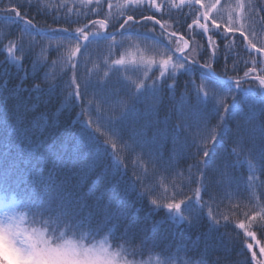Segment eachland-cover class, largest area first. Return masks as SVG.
I'll use <instances>...</instances> for the list:
<instances>
[{
	"label": "trees",
	"instance_id": "1",
	"mask_svg": "<svg viewBox=\"0 0 264 264\" xmlns=\"http://www.w3.org/2000/svg\"><path fill=\"white\" fill-rule=\"evenodd\" d=\"M79 1L19 0V3L24 5L20 9L21 14L27 13L26 18L32 19L34 24L39 23L41 26H50L53 29L62 27L77 30L89 21L107 20L108 32L113 31L111 24L115 23V20H120L121 17L126 18V15L135 14L136 19L140 20L141 10L145 9L144 0H138V6L135 0H102L92 4ZM65 2H68L67 8H65ZM183 2L188 4L184 0ZM130 3L134 11H129ZM157 3L166 7L160 11L143 10L142 15L155 16L162 26L154 22H150L146 28L137 26L138 32L147 31L149 36L142 37L129 33L125 37L117 36L116 40L112 41L104 38L98 25L101 35L93 40L85 58L81 57L83 47L80 52L76 51L77 41L74 38L62 36L41 38L36 37L34 33L30 36L23 31V25L19 28L11 25L4 14L0 13V41L3 42L0 43V194L7 199H16L22 212L29 211L30 208L32 212H35L36 206L44 203L45 197H49L51 185L57 182L59 159L68 163L70 183L77 185L85 192H88L91 186L93 189L91 196L94 199L109 186L111 177L99 180L92 185V181L97 180L96 173L100 169L93 156L78 157L71 152L74 140L69 142V133L79 134L80 128L83 127V123L80 122L83 114L84 120L92 121L93 129H99L98 135L103 136L104 147L110 148L108 141L111 139L115 142V138L104 135L106 128L102 125L106 124L108 117H119L126 113L129 107H134L135 118L129 121V127L135 129L138 137L143 141L161 142V155L170 158V163L174 166L173 175L167 177L162 173L149 180L152 168L147 157L138 156L137 153L129 155V152L120 144L116 149H111L105 154V167L110 166L115 169L119 166L122 179L128 182L130 192L139 189L140 195L148 193L147 204L139 213L140 227L148 230L150 234L165 233L170 239L166 241L167 247L164 252L160 249H149L140 254H133L134 249L140 248L139 241L131 246L124 244L123 241L116 245L108 232L96 237V240L105 239L113 250L120 252L128 260L155 258L163 264H201L200 249L203 247L201 235L210 233L211 219L205 218L198 225L190 226L191 216L184 205H181L180 209L166 207L167 203L172 202L171 193L175 191L172 188L173 183L189 196H192L193 191L200 187L199 183H190L191 175L196 174L197 169L193 167L194 161L187 158V153L196 149L189 148V142H186L184 135H175L171 131V124L175 123L179 132L181 124L179 114L182 111L186 113L187 106L194 101L196 83L187 85L189 76H180L179 71H176L173 73L176 79L168 80L165 87V78L157 71V67L167 58L164 55L167 45L171 44L173 49L179 47L174 37L169 40L166 33L170 32L182 35L190 41L191 47L185 52L190 60L196 58L200 65L211 62L221 76H224L226 72L227 79L232 80H223L224 86L235 88L237 82L241 83L242 89L233 92L228 101V103H231L233 99L237 101L238 114L226 125L229 133L225 136L224 143H213L212 147L216 148L218 154L221 151L226 154V159L232 165L233 176L241 181L242 195L232 201L234 206L240 205V208L233 214L243 219V213L249 211L253 203L264 207V174L260 171L258 158H254L247 151L242 152L236 144L229 143L237 125H242L247 132L251 121L254 128V141L259 147L260 134L264 130V92L258 85V77H264V64H255L254 57L257 56L250 47L247 48L248 40L255 43L258 48L264 46V20H262L264 12L259 7H255L253 13V7L257 3H264V0H237L236 3L241 5L237 6L240 11L239 19H233L237 10L229 13L232 17L221 14L216 18L219 24H225L227 19L228 26L234 24L239 27V32L235 35L226 34L227 38L215 35V30L211 29V26L208 31L203 32V35L199 34L202 30L198 26L193 25L190 29L188 26L192 25L193 19L190 15L191 9L186 7L177 9L176 5L181 4V0H157ZM37 4H39L40 13L36 10ZM59 6L73 11L72 14L75 16L68 15V17L73 20L79 19L80 22L53 23V13L57 20L68 13ZM221 6L225 5L221 4ZM45 9L47 15H42ZM199 14L200 12L196 13V18ZM10 30L14 31L17 37L21 35L24 37L25 46L35 40L42 42V48H36L31 59H24V53L17 52L15 49L9 51L5 34ZM89 30L95 31L91 27ZM116 30H119L118 26ZM241 33L247 37L244 41L240 40ZM208 37L215 41L218 50L224 49L228 54L218 51L217 59L202 58L200 51L207 48L211 53L213 47L208 43ZM49 41H51V47ZM118 44L121 45L119 48ZM58 46L59 51H55ZM137 51L140 52L136 53ZM142 51L146 53H143L140 58L138 55ZM168 55L173 57L171 61L173 62L179 53L173 55L172 52H168ZM86 59H90L91 62L86 63ZM117 60H123V64H116ZM234 61L239 64L236 70H233ZM73 65L76 66L77 82L83 79L85 68L93 81L99 79L104 82L110 76L114 81L119 79L122 83L116 85L117 94L109 96L107 102L94 94L74 99V88H69L65 92L64 87L67 85L61 83L62 77L65 81L68 78L65 73L69 76L74 74L69 72L70 66ZM252 68L256 71L251 76L245 77L244 72ZM117 69L119 72L113 76ZM196 75V73L192 74L191 78L194 81ZM58 84L60 87H57ZM37 86L42 92L36 90ZM145 86L149 89L148 94L136 100L135 96L144 91ZM153 88L157 89L155 93L151 91ZM29 89L32 91L29 92ZM49 97H51L50 101ZM220 123L218 120H213L212 126L215 128ZM185 131L190 132L192 137L197 138L196 142L200 143L198 129L185 128ZM241 138L243 139L244 136ZM209 152L211 155V149ZM228 153L231 155H227ZM205 161L213 172L220 163L202 158V170ZM13 165L21 169L16 174L13 173ZM177 172L179 175L176 174ZM137 180L140 181L139 184L136 183ZM153 189H155L154 193ZM201 196H203L202 192ZM246 197L253 199L250 201ZM153 199L157 200V204L151 203ZM206 200L207 197H203L197 206L202 205ZM134 207H140V205ZM134 207L129 211H134ZM222 210L227 211V209ZM52 221L57 224L54 219ZM115 230V228L112 229L113 232ZM250 230L255 231V229ZM222 231L223 228H221ZM80 235L84 236L86 242L88 241L87 230ZM173 240L183 243L172 247ZM198 241L199 243H196ZM248 243H251L253 247L243 253L231 249L227 252L222 249L212 251L203 264H211L217 257L225 256H229L233 264H246V260H250L251 264H264V252L261 251L264 248V236L259 232L250 239L245 236V247ZM168 249L171 251L169 252Z\"/></svg>",
	"mask_w": 264,
	"mask_h": 264
},
{
	"label": "snow or ice",
	"instance_id": "2",
	"mask_svg": "<svg viewBox=\"0 0 264 264\" xmlns=\"http://www.w3.org/2000/svg\"><path fill=\"white\" fill-rule=\"evenodd\" d=\"M138 6V0H135ZM145 9H155L160 11L166 5L157 3V0H144ZM217 3L205 6L202 0H190V3L184 4L181 0V4L176 5L177 9L186 7L191 9L192 25L188 27L191 29L193 25L198 26L202 31L199 33L203 35L204 31L211 29L215 30V35L227 38L226 34L235 35L239 32V27L236 25L228 26L227 19L225 24L217 23L215 18H212L209 14V9L217 8ZM0 13H3L5 19L11 24L19 28L23 25V31L27 32L30 36L35 34L36 37H72L77 41L76 51L81 52V57L85 58V54L89 52V48L98 36L101 35L99 27H108V21H89L84 27L77 30H70L65 28L53 29L50 26H41L39 23L34 24L32 19H28L27 13L21 14L20 9L24 7L23 4L19 3V0H0ZM241 5H238L240 7ZM36 10L40 13L39 4L35 5ZM111 7V5H109ZM129 11H134L131 3L129 4ZM249 7H253L249 5ZM255 7H259L264 12V3H257L253 7V13ZM67 8V5H65ZM203 9V10H202ZM141 10L140 20L136 19L135 14L126 15L121 17L120 20H115V23L111 24L113 31L103 33L105 39L116 40V37H125L126 34H133L136 36L147 37L149 32L137 31V26L140 28H146L150 22H154L159 25V21L156 20L155 16H143ZM200 12V16L196 18V13ZM42 15H47L45 9ZM100 15L101 13H95ZM216 15H219L217 10ZM53 23H79V19H71L67 15L57 20L55 13L52 14ZM264 20V17H262ZM122 21V22H121ZM206 21V22H201ZM99 25V27H98ZM89 26L95 31L88 30ZM119 27V30L117 29ZM163 35V33H161ZM172 33H169V40L173 38ZM11 37V39H10ZM153 38H155L153 36ZM208 43L212 44L211 53L207 48H203L200 51V56L209 57L210 59H217L218 51L224 54H228L224 49H219L215 46V41L211 37H208ZM247 37L241 33L240 40L244 41ZM5 40L8 41V50L12 51L15 49L17 52L24 53V59H31L35 53V49L42 48L41 41L33 40L27 46H25L24 37L21 35L17 37L15 32L10 30L5 34ZM86 41L87 43H82ZM0 43H3L0 41ZM51 47V41H49ZM121 45L118 44L119 48ZM248 47H250L258 60L255 63L264 64V46L257 47L255 43L248 40ZM247 50V49H245ZM59 51V46L55 49ZM168 52H172L173 55L176 53H184L185 49L177 47L172 48L171 44L167 45V50L164 55L167 57L157 67V71L160 75L165 78V87H167L168 80H175L176 77L173 75L174 72L179 71L180 76H189L187 85L196 83V95L194 101L190 102L187 106L186 113L182 111L179 114L181 124L180 130L177 132V125L171 124V131L175 135H184L186 142H189V148H195L196 151H189L187 158L194 161L193 167L197 169L196 174L191 175V184L199 183L200 187L193 191L192 196H189L187 192L177 188L176 184H172V188L175 189L171 193V201L166 204L168 209H180L181 205H184L185 209L189 211L191 216L190 226L198 225L205 218H209L212 221V228L210 233L202 234L201 240L203 241V247L200 249V260L201 264L203 261L210 256L212 251L224 250L227 252L229 249L232 251L239 250L240 252H246L247 249H251L253 245L248 243L245 247L244 238H251L260 233L264 236V207H259L256 204H252L249 207V211L243 213L244 218L239 219L238 216L234 215V212H238L240 205H233L232 201L242 195L240 190L241 181L234 177L232 174V165L229 160L226 159V154L221 151L217 153L216 148L212 147V144H222L225 141V136L228 135L229 129L226 125L234 120L238 114L236 108L237 101L232 100L228 103L232 97V93L237 89H242L240 82L236 83L235 88H227L223 84V80L227 78L226 72L224 76H221L216 72L211 62H205L200 65V62L196 58L189 59L188 54L176 56V62L171 63L172 56L168 55ZM90 59H86V63H90ZM116 64H123V60L115 61ZM199 66V67H197ZM246 66V65H245ZM219 67V63H217ZM226 68V65H225ZM239 68V64H233V70ZM147 71V69H145ZM256 71L255 68L244 72V76H251ZM69 72H73L72 76L65 73L68 77L64 80L61 78V83H66L64 91L67 92L69 88H74L73 98L79 96H88L94 94L101 97L104 102L108 101L109 96H115L116 85L121 84L122 81L119 79L113 80V77H108L104 82L99 79L93 81L87 74L85 68V74L83 79L77 82L76 66H70ZM119 69L113 73H116ZM196 73V80L194 81L191 77L192 74ZM203 78V79H202ZM199 82V83H197ZM247 81H245L246 83ZM259 82L264 84V77H259ZM60 87V84L57 85ZM210 89V91H205ZM37 91H41L37 86ZM32 90L29 89V92ZM149 89L145 86L144 91L140 92L139 95L135 96L136 100H140L148 94ZM153 93L157 89L151 90ZM134 95V93L132 94ZM51 97H49V101ZM134 107H129L126 113L121 114L119 117H108L106 124L102 125L106 128L104 135H110L113 140H109L110 148L104 147L103 136L98 135L99 129L92 128L91 120H84L83 114L81 115V121L83 127L80 128L79 134L69 133V142L73 143L71 152L78 157L93 156L99 167V171L96 173L97 180L92 181V185H95L99 180H104L111 177L109 186L105 187L98 196L92 199V187L90 186L89 191L85 192L78 188L77 185L71 184L70 169H68V163L64 160L58 159V175L57 182L53 183L49 188V197H45L44 203L37 205L35 208L36 213H43L48 215L51 219L57 222V225L66 232L80 235L84 230H87L88 241L92 244L91 247L77 246L72 241H66L64 245L50 246L56 252H66L67 255H55L52 256V264H106L109 258H114L119 255V252H113L109 249L106 243H101L96 240V237L102 236L105 232L111 234V239L116 245H119L121 241L124 244L131 246L136 241H139L140 248L134 249L133 254H140L149 249H160L162 252L167 247L166 241L170 239L165 233L157 235L155 232L149 233L148 230L140 227L139 213L142 208L147 204L148 193L144 195L139 194V189L130 192L128 189V182L122 179V173L117 166L115 169L110 166L105 167V154L109 153L111 149H116L117 145H123V149L137 155H143L147 157L148 163L152 168V174L148 177L149 180L154 179L157 175L166 174L167 177L173 175L174 166L170 163V158H166L161 155L160 141L155 143L151 141H143L138 137L135 129L129 127V121L134 119L135 116ZM218 120L221 123L215 128L212 126V121ZM187 129H198V139L200 143H197V138L192 137L190 132H186ZM244 136L242 139L241 137ZM229 143L236 144L240 150L251 153L254 158H258V164L260 171L264 174V130L260 134L259 147L256 146L254 141V128L250 121L247 132L242 125H237V129L232 133V139ZM211 149V155L209 152ZM202 153V156H201ZM227 155H231L228 153ZM202 158H208V160L219 161V166L213 170L208 167L207 161L204 162V169H201ZM13 167V173H18L21 169ZM179 175V173H176ZM62 177V178H61ZM140 183L139 180L136 181ZM123 189L121 190V186ZM155 189H153V193ZM201 192L203 196H201ZM203 197H207V200L200 206L198 205L199 200ZM250 201L252 197H246ZM178 201V202H177ZM153 205L157 204V200L151 201ZM140 205V207H134ZM134 207V211H129ZM247 207V205H246ZM207 209V211H205ZM222 209H227L223 211ZM32 211V209H29ZM171 215V214H170ZM147 219V217H145ZM115 228V232L112 229ZM221 228L223 231L221 232ZM255 229V231L250 230ZM230 230V231H229ZM242 230V231H241ZM84 238V236H82ZM183 243L182 241H172V247L177 244ZM196 243H199L196 242ZM170 252L171 249H168ZM264 252V248L261 249ZM255 255V253H253ZM211 264H233V261L229 256L223 258L217 257ZM246 264H251L250 260H246Z\"/></svg>",
	"mask_w": 264,
	"mask_h": 264
},
{
	"label": "clouds",
	"instance_id": "3",
	"mask_svg": "<svg viewBox=\"0 0 264 264\" xmlns=\"http://www.w3.org/2000/svg\"><path fill=\"white\" fill-rule=\"evenodd\" d=\"M72 241L77 246L91 247L81 235L64 231L46 214L32 211L0 215V264H52L51 257L67 255L50 246ZM106 264H120V257Z\"/></svg>",
	"mask_w": 264,
	"mask_h": 264
},
{
	"label": "rangeland",
	"instance_id": "4",
	"mask_svg": "<svg viewBox=\"0 0 264 264\" xmlns=\"http://www.w3.org/2000/svg\"><path fill=\"white\" fill-rule=\"evenodd\" d=\"M100 1H102V0H80L79 2L92 4L93 2L97 3V2H100ZM184 1H185V3H190V0H184ZM236 1L237 0H218L217 8L209 9L210 16L212 18H215V19L221 14L222 15H227L228 17H232V14H229V13L231 11L233 12V11L237 10V12H235V18H233V19H235V20L239 19L240 11H238L237 6L240 5V4H237ZM67 3L68 2H65L64 4L67 5ZM202 3L205 6H208V5H211L213 3H217V0H202ZM221 4H224L225 6H221ZM59 8H63V10L65 12H68L66 14L67 16L68 15L69 16H75V14L74 15L72 14L73 11H69V10L65 9L64 7H60V6H59ZM217 10H219V15H216ZM199 16H200V14H199ZM100 21H102V20H100ZM201 22H206V21H201ZM108 25H109V23H108ZM89 28H90V26H89ZM100 28H101L102 32L105 30L104 27H100ZM106 32H108V29H106ZM169 33L170 32H168L166 34L168 35ZM173 37L176 39L177 44L179 45L180 48H184L186 51L189 50V48L191 47V43H189L190 45L187 46V43L183 39H180L176 35H173ZM247 48H249L248 44H247ZM139 52L140 51H137L136 53H139ZM185 52L183 54H185ZM143 53H146V52L142 51V53L139 54L138 56H140V58H142ZM257 60H258V57H256V58L254 57V62L257 61ZM175 62H176V58L171 63H175ZM255 64H257V63H255ZM258 85L260 86L261 90L264 92V84H261L259 82V77H258ZM19 212H22V211L19 209L18 202H17L16 199H14V198L7 199L5 196L0 194V215H4V214L15 215V214H17ZM100 242L101 243H106L111 251L118 252L116 250H113V248L110 247V245L108 244V242L105 239L101 240ZM119 257H120V264H163L162 262H159V260L155 259V258H150L148 260H141V259H139V260H128L120 252H119Z\"/></svg>",
	"mask_w": 264,
	"mask_h": 264
},
{
	"label": "water",
	"instance_id": "5",
	"mask_svg": "<svg viewBox=\"0 0 264 264\" xmlns=\"http://www.w3.org/2000/svg\"><path fill=\"white\" fill-rule=\"evenodd\" d=\"M94 21H97V20H94ZM109 26V25H108ZM59 28H61V27H59ZM65 29H67V28H65ZM106 29H108V27L107 28H105V30L103 31V33H105L106 32ZM178 37L180 38V39H183L186 43H187V46H189L190 44H189V41H187V39L184 37V36H182V35H178ZM186 51V50H185ZM179 55H184L183 53H179ZM225 81H231V79H227V78H225L224 79Z\"/></svg>",
	"mask_w": 264,
	"mask_h": 264
}]
</instances>
